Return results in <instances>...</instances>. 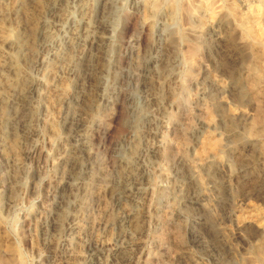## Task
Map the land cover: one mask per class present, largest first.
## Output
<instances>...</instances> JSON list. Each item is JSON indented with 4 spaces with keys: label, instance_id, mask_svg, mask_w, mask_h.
Instances as JSON below:
<instances>
[{
    "label": "rangeland",
    "instance_id": "obj_1",
    "mask_svg": "<svg viewBox=\"0 0 264 264\" xmlns=\"http://www.w3.org/2000/svg\"><path fill=\"white\" fill-rule=\"evenodd\" d=\"M162 1L114 0L110 10L106 99L100 102L107 126L92 133L85 154L73 142L85 168L81 176L96 175V183L58 193L61 158L72 143L73 128L64 120L75 111V87L57 73L51 55L30 71L40 84L26 103L25 122L15 125L18 138L9 129L0 132V264H264V78L249 90L251 48L225 15L230 4L244 12L256 0H218L222 10L212 23L196 12V0H176L172 19ZM20 2L26 9L27 0H6L1 7L12 10ZM42 5L39 0L29 9L40 11ZM139 15L150 24L137 26L133 18ZM13 22L0 17V54ZM190 27L202 31L190 34ZM48 36L63 52L64 36ZM130 37L137 38L132 53L125 46ZM190 45L199 48L193 62ZM172 59V71L181 77L176 83L166 72ZM143 116L152 122H142ZM130 122L138 126L139 142ZM208 134L220 143L221 164L193 172L191 159ZM140 143L154 149L142 162L145 179L131 202L118 201L113 194L123 173L119 155L133 157ZM128 208L136 217L129 238L118 223ZM128 239L136 246L126 261L115 249Z\"/></svg>",
    "mask_w": 264,
    "mask_h": 264
},
{
    "label": "bare ground",
    "instance_id": "obj_2",
    "mask_svg": "<svg viewBox=\"0 0 264 264\" xmlns=\"http://www.w3.org/2000/svg\"><path fill=\"white\" fill-rule=\"evenodd\" d=\"M5 1L6 0H0V17H12V20H14V27H11L13 25H10L6 28L5 36L1 40L2 45L6 47L7 50L2 48L0 54V132L9 129L12 137L15 139L18 138L15 125L17 123L25 122L23 112L26 108V103L33 99L32 95L34 89L40 84L37 82L35 83L31 78L30 71L38 65L39 67L42 66L47 55L53 56L56 59L53 67L56 68L57 73L61 76H65L68 79V82L72 83L75 87V90L71 95L75 111L66 119L64 118V125L73 128V131H71L69 135L70 143H72L70 144L68 151L65 149L66 152H63L64 155H62L61 158L63 170L61 173L58 193H60L65 187H73L76 185H82L83 187V184L85 183L94 184L96 183L93 182L94 179H98L96 175L95 177L92 176V179L88 177L89 181L86 177L88 182H85L86 178L84 179V177L81 176L80 172L85 168L77 155L78 153H86V149L88 148L87 141L94 131H103L105 129L104 126H107L105 125V108L101 107L104 105H101L100 102H103L106 99L102 94V88H104L102 85L105 84L104 80L106 79L105 74L107 73V61L110 52L109 45L112 39L110 35V10L114 6V0H42L43 7L41 6L40 11L29 9V5L34 4L39 0H27L28 5L24 10H22L23 3L21 2L16 3L12 10L2 9L1 6ZM163 5L171 18L176 10V0H166V2H163ZM221 6H218V0H196L194 2V8L197 10L196 12L199 11L200 14H206L204 17L206 16L207 20H204H206L207 23H212L216 15L220 14V11L222 10ZM152 11L153 10H150V12ZM152 13L154 14V12ZM203 14H201V16ZM225 15L230 17L233 21L232 23L235 24L240 40L249 43L248 45H250L252 54L251 60L245 70V80L248 84L249 90L253 91L257 83L264 78V0H256V5L244 12L238 10L234 3L230 4L227 7V13ZM198 16L196 15L195 20L198 21V25L200 23L201 26H203L205 22L203 23L202 19ZM136 17L133 18V21L139 27L149 25L151 22L149 17L143 15ZM21 18L22 21H18V19ZM192 28H189L188 32L190 34L199 35L202 31L199 29V31H196ZM50 32L59 33L64 36L65 45H63V52H57L59 50L55 48V45L47 41ZM136 41L137 38L134 37H130L126 41L125 46L126 49L128 48L129 53L134 52L132 51L131 46L132 43H135ZM189 51L191 56L188 61L190 62L193 60V56L199 51V48L197 45H190ZM173 59L168 65V69L170 70L167 69L168 71L166 72L176 83L181 77L177 72L174 70L172 71L173 66L176 65V62L174 63ZM188 77V75H185V80L186 78L188 79ZM36 92L37 91H35V93ZM127 100H129V98L126 96L125 101ZM177 100L176 103L180 101L179 98ZM182 100L184 101V99ZM183 101L182 103L186 100ZM85 104H88L87 108V105L85 106ZM11 112L14 115L12 118L9 115ZM207 118H210V116ZM141 120L145 123L152 122L150 116H143ZM210 123L211 119H207L205 122L206 128L210 127ZM130 124L128 123L133 131L134 140L139 142V138L135 135L138 133V126L133 122H130ZM248 133L251 134L250 129ZM73 142L80 143L81 148L77 155V149ZM19 144H25V139L23 140L22 138H19ZM219 148L220 143L216 137L210 134L205 136L201 141V148L199 149L201 153L195 155L193 153L194 156L191 159L192 166H188L189 169L194 172L197 166H202L204 164L214 165V167L220 165L222 160L219 158L220 156L218 157L217 155ZM152 153H154L153 148H149L140 143V146L133 157H127L123 153L119 155L121 156L119 161L123 173L120 176H117L119 188L113 194V197L116 200L126 203L129 202L130 199L132 201L134 199L133 197L138 194L140 191V185L145 179L140 173V170L143 167V159L148 154ZM102 177L103 176L99 178ZM83 191H85V189H83ZM88 191L91 192V190ZM86 193L88 192L86 191ZM62 201L63 196L62 198H58V203L62 204ZM132 218L135 219L136 217L132 210L128 208L125 218L118 221V223L122 225V228L124 227V237L129 238L132 236L134 224ZM65 220L70 223V216L65 215ZM71 224L72 220L70 225ZM75 224H77V222ZM51 225L52 228L56 229L57 220H53ZM135 246V240L128 239L126 243L118 244L115 252L123 255L127 261L131 258Z\"/></svg>",
    "mask_w": 264,
    "mask_h": 264
}]
</instances>
